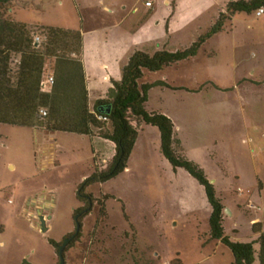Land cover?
<instances>
[{"label":"rangeland","instance_id":"obj_1","mask_svg":"<svg viewBox=\"0 0 264 264\" xmlns=\"http://www.w3.org/2000/svg\"><path fill=\"white\" fill-rule=\"evenodd\" d=\"M134 1L139 3L136 14L124 8L129 0H16L8 17L31 27L82 33L84 62L101 66L90 78L92 106L108 93L104 77L116 72L119 56L118 63L111 58L116 50L123 53L135 45L149 49L156 41L151 30L167 31L175 39L180 30L200 36L211 26L209 12L198 2L193 11L174 14L175 0ZM146 1L153 3L155 15L150 16ZM198 55L200 72L211 76L221 91L207 85L203 89L198 134L212 144L191 156L225 207V234L251 242L256 239L252 222L264 226V15L237 13ZM156 76L146 71L140 84L152 85ZM169 90L152 87L147 108L179 109L188 101L189 96ZM143 128L127 168L87 189L102 201L105 219L100 222L101 207L95 204L82 221L80 241L64 253V264H233L229 248L210 237L211 208L203 188L161 155L158 129ZM34 137L32 129L0 124V264H57L51 242L61 243L75 232L77 186L92 174L95 151L99 166L107 161L102 157H112L108 142L58 132L52 163L38 164ZM36 196L50 217L44 234L37 230L36 218L26 213Z\"/></svg>","mask_w":264,"mask_h":264},{"label":"trees","instance_id":"obj_2","mask_svg":"<svg viewBox=\"0 0 264 264\" xmlns=\"http://www.w3.org/2000/svg\"><path fill=\"white\" fill-rule=\"evenodd\" d=\"M15 1L0 0V124L29 128L41 136L44 132H63L98 137L114 146L113 155L105 164L97 165V156L94 158L92 174L77 186L79 207L73 213L75 232L66 235L61 243L51 242L58 256L57 264L64 260L66 250L80 241L82 221L95 204L101 207L100 222L105 219L102 201L87 193V189L113 179L127 168L135 137L144 125L158 129L160 153L171 167L184 170L203 188L211 208L210 237L229 248L234 257L233 264H264L262 224L252 225L257 236L251 242L234 241L225 234V207L213 184L204 170L183 154L172 120L147 108L152 87L181 89L166 82L140 84L146 71L157 73L195 58L208 40L225 30L227 21L237 13L256 12L264 7V0H230L210 28L188 47L176 51L162 49L153 54L134 52L122 70L120 81H113L106 96L96 100L92 109L83 63L82 33L17 23L8 17ZM35 34L41 35V43L34 42ZM50 74L54 76L53 84H47ZM62 247L65 248L60 254Z\"/></svg>","mask_w":264,"mask_h":264},{"label":"crops","instance_id":"obj_3","mask_svg":"<svg viewBox=\"0 0 264 264\" xmlns=\"http://www.w3.org/2000/svg\"><path fill=\"white\" fill-rule=\"evenodd\" d=\"M177 1L178 0H175L173 2L172 13L175 14L179 9L183 13H189L193 11L194 9L193 8V6L195 5L194 3L198 2L200 3L199 5L200 9H202L203 12H206V13L209 12V17L211 21L213 22L214 19L218 16V14L221 12V10L225 7V5L230 0H179L178 2ZM128 5H125L124 8L127 9V7L128 8L130 7V11L132 12L131 14H136L138 12L139 3L137 1L129 0ZM153 6H154L153 3L150 7L146 6L147 8H152V11H149L150 16L156 14V11L153 10ZM107 10L110 11L109 9ZM131 31L133 32L134 28H132ZM149 35L156 37V41L152 43V45H150L149 49L145 47L139 48L138 45L129 46V47H126V50H123L124 51L123 53H120L119 51L116 50L117 52L115 51V53L111 56L112 60H114L115 63H118L117 57L119 56V63H118V67L116 68V72L111 70V73H107L104 77L105 81L110 84V86H108L107 91L110 89L113 81L115 82L120 81L121 76H122V70L124 66L127 64L128 59L134 52L144 51L148 54H153L156 51H159L162 49L176 51V50H179L178 47H182V48L188 47L190 43L192 44L194 41L197 40L196 38L199 37V34H197V32L195 34V32L193 31L187 32L186 30H180L178 38H175V39H174V36H172L167 31L164 34H158V33L156 34L154 31L151 30ZM190 37H193L191 38L192 39L191 42H188L189 44H184L186 43L184 42V40L190 39ZM183 45L185 46L183 47ZM198 58H199V55H197L195 58H192L187 61H183L177 65H174L172 67L166 68L160 72L155 73L157 74V76H156V79H154L153 81V83L166 82L169 85H171L173 88L181 89V90L173 91V90H169L163 87L164 89L169 90L171 92H180L181 94L189 96L188 101L185 104H183L181 107H179V109H176V108L169 109V108L160 107L153 111L161 112L172 120L175 126V135H176V138L181 142L183 153L189 160L195 162L196 164H199V162L197 161L196 158L191 156V153L200 152L203 148H205L207 144L208 145L212 144V143L206 142V140L202 138L201 136H199L198 134V129H200L201 122L204 119V115L202 116L201 109L198 103L200 102L202 98L201 96L204 95L203 89H205L206 87H207L206 89L212 88L214 90L213 92L221 91L220 86L217 85V83L211 78V76L210 77L206 76L200 72V67L198 68L197 64L200 63L201 59H198ZM83 63H84V69H85V74L87 78L89 107L92 109L94 107L96 100H98L99 98H104L107 92L104 94V96H99L95 98L92 102L93 103L92 106H90V94H91L90 78L96 75V70L100 69L101 66L94 68V66L88 65L86 61L84 62V60H83ZM114 74L116 76H114ZM144 132L145 131L143 127L141 128L140 131L137 132V135L135 137L136 142L142 137V134H144ZM34 136H35L34 140L37 143V140L41 139V135H38L34 131ZM96 138L99 140H102L98 137ZM102 141H105V140H102ZM105 142H108V141H105ZM108 144H111V143L108 142ZM111 148H112L111 150H112V155H113L114 147L112 146ZM37 149L38 150L36 153V159H37V154H38L37 162L39 164L43 162V160L41 156V148L38 147ZM95 156L98 157L96 151L94 153V157ZM102 159L108 160L105 157H102ZM52 161H53V158H48L47 164H51ZM40 205H41L40 197L36 196V197L31 198L26 207V213L29 212L31 215H33L34 207L40 206ZM47 216H48V219H47V225H48V220L50 219V217L49 215ZM254 223H260L263 226V223L259 220H254L252 222V225ZM261 229L262 231H264V226Z\"/></svg>","mask_w":264,"mask_h":264},{"label":"water","instance_id":"obj_4","mask_svg":"<svg viewBox=\"0 0 264 264\" xmlns=\"http://www.w3.org/2000/svg\"><path fill=\"white\" fill-rule=\"evenodd\" d=\"M37 147L41 148L43 163L47 164V159L53 158L54 153L58 148L54 140V133L44 132L41 136V139L37 140ZM33 216L37 221V230H39L43 234L46 233L49 230V227L47 225L48 216L47 213L42 209L41 205L34 207ZM64 248L65 247H62L60 249V254L62 253ZM61 264H64V260H61Z\"/></svg>","mask_w":264,"mask_h":264},{"label":"built area","instance_id":"obj_5","mask_svg":"<svg viewBox=\"0 0 264 264\" xmlns=\"http://www.w3.org/2000/svg\"><path fill=\"white\" fill-rule=\"evenodd\" d=\"M145 5L147 6V7H150L151 5H152V2L151 1H146L145 2ZM262 15H264V7H261L260 9H258L257 11H256V16L257 17H261ZM43 41V38L40 36V35H37V34H35L34 35V42L36 43V44H39V43H41ZM54 83V76L53 75H49L48 76V78H47V84H53ZM42 114L43 115H46V112L45 111H42ZM252 208H254L253 206H252Z\"/></svg>","mask_w":264,"mask_h":264}]
</instances>
